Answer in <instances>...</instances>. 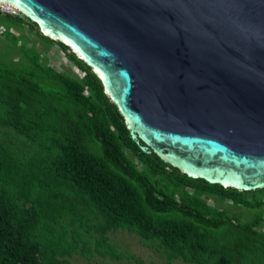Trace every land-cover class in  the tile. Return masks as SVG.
Segmentation results:
<instances>
[{"label": "trees", "instance_id": "trees-1", "mask_svg": "<svg viewBox=\"0 0 264 264\" xmlns=\"http://www.w3.org/2000/svg\"><path fill=\"white\" fill-rule=\"evenodd\" d=\"M0 25V264L135 258L110 240L118 230L166 262L264 264V186L223 187L141 151L67 45L18 11L0 10ZM24 28L75 70L48 64Z\"/></svg>", "mask_w": 264, "mask_h": 264}, {"label": "water", "instance_id": "water-1", "mask_svg": "<svg viewBox=\"0 0 264 264\" xmlns=\"http://www.w3.org/2000/svg\"><path fill=\"white\" fill-rule=\"evenodd\" d=\"M4 1L91 68L141 151L264 186V0Z\"/></svg>", "mask_w": 264, "mask_h": 264}, {"label": "rangeland", "instance_id": "rangeland-1", "mask_svg": "<svg viewBox=\"0 0 264 264\" xmlns=\"http://www.w3.org/2000/svg\"><path fill=\"white\" fill-rule=\"evenodd\" d=\"M0 10L7 11V12H16L17 10L13 7L10 8V5H5L0 2ZM3 30V26L0 25V32ZM11 31L14 33H18L19 30L11 28ZM25 37L29 38V44H34L37 49H40L41 52L46 56V62L51 66L55 67L59 70H67V71H74L75 68L71 62L66 60L60 49L57 47L56 44H50L48 47H44V42L41 41L36 35L32 32H29L26 28L22 31ZM4 42H7L0 33V48H3ZM1 53V51H0ZM11 58L16 59V49L14 48L10 55ZM208 203H216L211 198H207ZM217 204V203H216ZM227 206V203L223 204ZM110 240L115 243L121 250L127 249L131 252L135 258L140 260L136 262L135 258H124L121 260H114L110 258H101L99 256H94L91 259H85L81 256H73L69 259L72 262H76L79 264H190L185 263L181 260H173L171 262H166L160 254L155 251L150 246L144 245L141 243L139 238L132 234L128 233L124 230H118L114 232H109L108 234Z\"/></svg>", "mask_w": 264, "mask_h": 264}, {"label": "bare ground", "instance_id": "bare-ground-1", "mask_svg": "<svg viewBox=\"0 0 264 264\" xmlns=\"http://www.w3.org/2000/svg\"><path fill=\"white\" fill-rule=\"evenodd\" d=\"M1 3L5 4V5H10V8H13L14 6L9 4V2L4 1V0H0ZM8 3V4H7ZM15 8V7H14Z\"/></svg>", "mask_w": 264, "mask_h": 264}]
</instances>
